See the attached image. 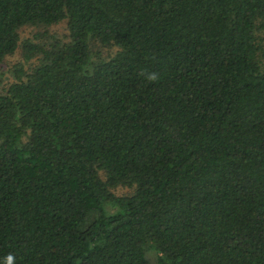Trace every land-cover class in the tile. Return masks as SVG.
Returning a JSON list of instances; mask_svg holds the SVG:
<instances>
[{"label": "trees", "instance_id": "16d2710c", "mask_svg": "<svg viewBox=\"0 0 264 264\" xmlns=\"http://www.w3.org/2000/svg\"><path fill=\"white\" fill-rule=\"evenodd\" d=\"M16 48L0 264H264V0H0Z\"/></svg>", "mask_w": 264, "mask_h": 264}, {"label": "rangeland", "instance_id": "374dc122", "mask_svg": "<svg viewBox=\"0 0 264 264\" xmlns=\"http://www.w3.org/2000/svg\"><path fill=\"white\" fill-rule=\"evenodd\" d=\"M52 28L56 29L58 31H62V30H64V24H63V22H59L57 24H54L52 26ZM30 33H31V27L30 26H24L20 29V36L21 37L26 36V35H30ZM18 58H19V53H18V48H16L15 52L12 55L8 56L7 60L5 62L0 64V72L3 71L2 75L0 76V89H1L2 85L5 84L8 80V73H9L8 66H9V64ZM126 190H127V188L118 186L115 191L116 192H124ZM145 255H146V250H145Z\"/></svg>", "mask_w": 264, "mask_h": 264}, {"label": "clouds", "instance_id": "9594fccd", "mask_svg": "<svg viewBox=\"0 0 264 264\" xmlns=\"http://www.w3.org/2000/svg\"><path fill=\"white\" fill-rule=\"evenodd\" d=\"M147 79H148L149 81L156 80V79H157V74H155V73H150V74H148ZM6 264H15V257H14L12 254H9V255L6 257Z\"/></svg>", "mask_w": 264, "mask_h": 264}]
</instances>
